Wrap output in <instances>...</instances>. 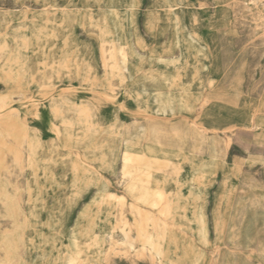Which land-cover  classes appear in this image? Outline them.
Masks as SVG:
<instances>
[{"label":"rangeland","instance_id":"374dc122","mask_svg":"<svg viewBox=\"0 0 264 264\" xmlns=\"http://www.w3.org/2000/svg\"><path fill=\"white\" fill-rule=\"evenodd\" d=\"M0 97V264H264V0H0Z\"/></svg>","mask_w":264,"mask_h":264},{"label":"bare ground","instance_id":"6f19581e","mask_svg":"<svg viewBox=\"0 0 264 264\" xmlns=\"http://www.w3.org/2000/svg\"><path fill=\"white\" fill-rule=\"evenodd\" d=\"M217 7V6H216ZM175 12V11H174ZM179 13V12H178ZM175 17V16H174ZM176 18V17H175ZM173 21V20H172ZM206 21V20H205ZM181 22V21H180ZM194 22V21H193ZM193 25V24H192ZM208 30H210V29H208ZM202 31V30H201ZM202 33H203V31H202ZM195 34V33H194ZM22 50V49H21ZM209 51V50H208ZM234 60V59H233ZM23 61H25V60H23ZM17 62H16V60H14V61H10L9 63H6V64H4L2 67H1V70H4V71H17V70H19V69H22L23 67L22 66H18L17 67ZM209 64V63H208ZM25 67V66H24ZM204 67V66H203ZM19 68V69H18ZM201 69V68H200ZM202 70V69H201ZM224 73V72H223ZM209 78V77H208ZM220 79V78H219ZM175 81V80H174ZM173 81V82H174ZM216 83V82H215ZM218 83V82H217ZM210 84V83H209ZM210 87V86H209ZM217 87V86H216ZM213 89H215V88H213ZM212 89V90H213ZM211 91V90H210ZM53 97V96H52ZM201 99V98H200ZM51 100V99H50ZM60 100H62V99H60ZM59 100V101H60ZM77 101V100H76ZM217 101V100H216ZM39 102V101H38ZM42 102V101H41ZM51 103V102H50ZM57 103V102H56ZM71 103V102H70ZM79 103V102H78ZM58 104V103H57ZM60 104V103H59ZM209 104V103H208ZM215 104V103H214ZM222 104V103H221ZM6 105V99L4 98V97H0V107H4ZM39 106V105H38ZM53 106V105H52ZM61 106V105H60ZM63 106V105H62ZM80 106V105H79ZM220 106V105H219ZM223 106V105H222ZM228 106V105H227ZM76 107V106H75ZM206 107V106H205ZM209 107V106H208ZM211 108V107H210ZM218 108V107H217ZM43 109V108H42ZM49 109V108H48ZM52 109L54 110H50V111H53V113H54V117L56 118V119H59L60 121H61V123L64 125V127H65V129H66V127L67 126H74V125H76V124H84V125H86V128H84V129H86L87 131L86 132H84V133H82V135H79V136H74V135H72V134H69V133H67V135H66V138H67V140L69 141V143L73 146V147H78V148H81L82 149V151L83 152H88L89 154H91L90 156H91V162L93 161V162H95V163H99V165H101V164H104V163H106L107 161H106V159H105V155H106V151H105V147L104 146H100V144L97 142V140L96 139H94V135H92V134H90L89 135V132L91 133L92 131L94 132V131H96L97 129H96V127H95V124L92 122V121H90V116H91V114H90V112H91V109L88 107V106H82V107H79V108H76L77 110L75 111V113L77 114V116H79V117H77L78 119L77 120H73V121H70V120H66V119H64V118H62L61 117V114H63L62 112H60L57 108H53L52 107ZM207 109V108H206ZM220 109V108H219ZM229 109V108H228ZM61 110V109H60ZM205 110V109H204ZM216 110V109H215ZM68 111V110H67ZM210 111V110H209ZM226 111H227V109H226ZM228 111H230V110H228ZM227 111V112H228ZM37 112V111H36ZM205 113V112H204ZM203 113V114H204ZM212 113H213V111H212ZM244 113V112H243ZM246 113V112H245ZM35 114V113H34ZM33 114V115H34ZM47 114V113H46ZM36 115V114H35ZM205 115H207V114H205ZM210 115V114H209ZM234 115V114H233ZM40 116V115H39ZM43 116V115H42ZM146 116H148V115H146ZM211 116V115H210ZM232 116V115H231ZM245 116V115H244ZM33 117V116H32ZM95 117H96V115H95ZM228 117V116H227ZM94 118V117H93ZM92 118V119H93ZM147 118H149V117H147ZM207 118V117H206ZM219 118V117H218ZM234 118V117H233ZM11 119H12V122L10 123V127L12 128V129H16V127H15V121H14V119L11 117ZM50 119V118H49ZM197 119V118H196ZM163 120V119H162ZM177 120V119H176ZM224 120V119H223ZM94 121V120H93ZM221 121V120H220ZM230 121V120H229ZM171 122V121H170ZM188 122V121H187ZM214 122V121H213ZM184 123V122H183ZM223 123V122H222ZM239 123V122H238ZM119 124V123H118ZM52 125V124H51ZM126 125V124H125ZM196 126V125H195ZM56 127V126H55ZM202 127V126H201ZM205 127H207V126H205ZM42 128V127H41ZM83 128V127H82ZM29 129V128H28ZM43 129V128H42ZM31 130V129H30ZM29 130V131H30ZM51 130V129H50ZM56 130V129H55ZM72 130V129H71ZM78 130V129H77ZM82 130V129H81ZM212 131V130H211ZM222 131V130H221ZM224 131V130H223ZM40 132H42V131H40ZM58 132V131H57ZM200 132V131H199ZM95 133H97V132H95ZM121 133V132H120ZM216 133V132H215ZM88 134V135H87ZM139 134V133H138ZM233 134V133H232ZM57 135V134H56ZM109 136V135H108ZM114 136V135H113ZM154 136V135H153ZM27 135H26V133L24 132V131H22V133H21V137H20V141L18 142V145H20V144H22L23 142H26L27 143V146H28V153H27V155H26V160H29V161H32L34 158H35V155H36V153H37V151H36V148H37V141H35V140H33V139H29V140H27ZM98 137V136H97ZM105 137V136H104ZM128 137V136H127ZM109 138V137H108ZM113 138V137H112ZM115 138H116V136H115ZM57 139V138H56ZM108 140V139H107ZM110 140V139H109ZM112 140V139H111ZM121 140V139H120ZM135 140V139H134ZM153 141H152V143L154 144L153 146H155L156 147V145L158 144H160V140L156 137V136H154L153 137V139H152ZM230 140V139H229ZM136 141V140H135ZM138 141V140H137ZM100 142V141H99ZM42 143V142H41ZM40 143V144H41ZM111 143V142H110ZM126 144H125V147H134V146H136L137 145V142H134L132 139H127L126 140V142H125ZM186 143V142H185ZM108 144V143H107ZM140 144V143H139ZM138 144V145H139ZM182 144V143H181ZM228 144V143H227ZM105 145V144H104ZM109 146V145H108ZM121 146H123V145H121ZM187 146H188V144H187ZM112 147V146H111ZM113 148V147H112ZM116 148V147H115ZM166 149V148H165ZM69 150H71V149H69ZM73 150V149H72ZM76 150V149H75ZM176 150V149H175ZM74 151V150H73ZM80 151V150H79ZM178 151V150H177ZM78 152V151H77ZM185 152V151H184ZM209 152H210V149H209ZM187 153V152H186ZM210 153H212V152H210ZM83 156H84V154H83ZM108 156V155H107ZM112 157V156H111ZM119 157V156H118ZM209 157V156H208ZM108 158V157H107ZM80 159V158H79ZM97 167V166H96ZM124 167H125V165H124ZM104 170V169H103ZM106 171V170H105ZM76 172H77V169H74V173H75V175H74V177H75V179H74V182L77 184V186L78 187H80V186H82V185H85V180L82 178V177H77L76 175ZM99 172V171H98ZM101 172V171H100ZM175 173V172H174ZM102 174V173H101ZM148 176H151V174H148ZM245 176V175H244ZM171 177V176H170ZM237 185V184H236ZM0 187L1 188H3L2 187V184H0ZM236 187V186H235ZM254 188V187H253ZM3 190V189H2ZM1 189H0V202L2 203V204H4V205H6L8 208L10 207L11 208V198H9L8 197V195L5 193V191H2ZM1 191H2V193H1ZM247 192V191H246ZM29 194V193H28ZM78 196V195H77ZM158 196H159V199H162V193H159L158 194ZM259 197V196H258ZM255 198V197H254ZM249 199V198H248ZM246 200V199H245ZM262 200V199H261ZM264 200V199H263ZM237 202V201H236ZM259 202H260V200H259ZM123 203V202H122ZM162 211H165V212H168V210H169V204H168V202L166 201V200H162ZM260 204V203H259ZM238 206V205H237ZM260 206V205H259ZM235 207V206H234ZM239 208V207H238ZM249 209V208H248ZM263 211V210H262ZM247 212V211H246ZM233 213V212H232ZM236 213V212H235ZM248 213V212H247ZM252 213V212H251ZM259 213V212H258ZM260 213H262V212H260ZM256 215H257V213H256ZM255 215V216H256ZM245 217V216H244ZM230 218V217H229ZM139 219V218H138ZM203 220V219H202ZM246 220V219H245ZM251 220V219H250ZM246 222V221H245ZM259 222V221H258ZM247 223V222H246ZM248 224H250V223H248ZM239 225H241V224H239ZM246 226V225H245ZM157 227V226H156ZM225 228V227H224ZM236 228V227H235ZM232 229V228H231ZM234 229V228H233ZM253 229V228H252ZM264 229V228H263ZM124 231V230H123ZM250 232V231H249ZM254 232V231H253ZM262 232V231H261ZM204 233V232H203ZM165 235H166V233H164V237H165ZM235 235V234H234ZM238 235V234H237ZM236 235V236H237ZM244 235V234H243ZM229 236V235H228ZM227 236V237H228ZM239 236V235H238ZM241 236H242V234H241ZM149 237V236H148ZM243 237V236H242ZM241 240H242V238H241ZM250 241V240H249ZM254 243V242H253ZM241 244V243H240ZM251 244V243H250ZM249 244V245H250ZM234 245V244H233ZM259 245V244H258ZM264 245V244H263ZM261 246V245H260ZM258 247V246H257ZM248 248V247H247ZM239 249V248H238ZM262 250V249H261ZM239 252V251H238ZM261 252V251H260ZM242 253V252H241ZM244 253V252H243ZM256 253V252H255ZM245 254H246V252H245ZM249 254V253H248ZM260 254V253H259ZM229 255V254H228ZM248 256V255H247ZM231 257V256H230ZM180 261H182V264H188V262H189V260H190V256L188 255V253H186L184 256H181L180 257V259H179ZM241 260V259H240ZM262 260V259H261ZM66 262V261H65ZM232 262V261H231ZM244 262V261H243ZM227 263H228V261H227ZM230 263V262H229Z\"/></svg>","mask_w":264,"mask_h":264}]
</instances>
